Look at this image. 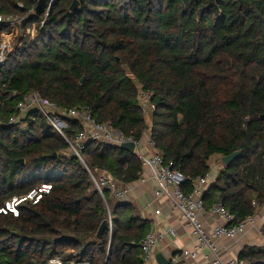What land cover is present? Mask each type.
I'll use <instances>...</instances> for the list:
<instances>
[{
    "label": "trees",
    "instance_id": "16d2710c",
    "mask_svg": "<svg viewBox=\"0 0 264 264\" xmlns=\"http://www.w3.org/2000/svg\"><path fill=\"white\" fill-rule=\"evenodd\" d=\"M40 1L0 0V14L28 15L24 32L37 29L0 69V210L51 186L18 216L0 213V264H144L140 243L152 231L133 205L112 202V238L107 229L97 239L105 204L81 163L63 154L67 143L36 112L10 124L30 92L89 107L137 142L147 127L139 95L150 92L151 142L191 181L210 174L212 157L242 151L209 187L206 208L222 203L241 222L264 207V0ZM68 123L69 137L84 129ZM85 154L125 184L140 178L135 153L91 142ZM238 259L264 264V247L246 246Z\"/></svg>",
    "mask_w": 264,
    "mask_h": 264
},
{
    "label": "built area",
    "instance_id": "2783aa9c",
    "mask_svg": "<svg viewBox=\"0 0 264 264\" xmlns=\"http://www.w3.org/2000/svg\"><path fill=\"white\" fill-rule=\"evenodd\" d=\"M53 1L51 0V4ZM27 17L28 15L21 17L0 14V69L6 65L10 54L22 46L21 42L17 43L18 36L24 32L22 26ZM43 25L44 22H42ZM32 34L36 37V27L32 30ZM34 36L32 40L35 39ZM151 98L152 94L150 92H140L139 101L143 113L156 110V107L151 103ZM16 110L17 114L10 120V124L22 123L31 113L36 112L44 118L51 131L67 143V152L85 168L94 189L99 193L106 209L109 211L107 221L110 240L114 232V224L109 200L113 199L115 202L126 203L135 183L145 185L150 182L154 184L152 187L154 204L159 203L169 207L170 212L178 216L180 223L191 232L195 240L192 248L171 255L168 258V264H196L201 256L204 259L203 264H245L244 261L238 258L225 260L222 257L224 241L239 240L252 231L258 236H264V224L262 226L258 225L256 215L237 222L235 215L230 213L222 203H214L209 209L206 208L204 196L212 183L209 175L191 181L176 168L174 162L167 161L157 152H143L140 148L141 142L135 141L133 137L125 136L110 123L95 121L89 107L69 108L60 106L54 101L43 98L37 92H30L18 103ZM69 120L78 121L84 128L83 131L69 137ZM91 142L104 143L118 148L124 143L134 142L136 146L135 154L138 156L142 167L139 180L132 184H125L105 171L92 169L85 154ZM150 144L153 146L152 142ZM189 180L191 181L192 192L187 195L183 186ZM50 190L51 186L44 185L26 197L14 198L6 204L5 209L0 210V213L13 212L15 216H18V206L20 204L28 200L37 203L41 200L42 194H48ZM151 206L152 203L148 204L146 209L148 210ZM206 212L212 218L219 220L221 224L214 227L206 225L203 221V214ZM161 213L162 206H158V209L154 210V214L159 216ZM168 236L178 237L174 227L169 229L157 228L145 236L140 243L144 264L156 263L157 249ZM107 251L109 252V247ZM48 264H91V262L62 260L56 257L50 259Z\"/></svg>",
    "mask_w": 264,
    "mask_h": 264
},
{
    "label": "crops",
    "instance_id": "0c3cea01",
    "mask_svg": "<svg viewBox=\"0 0 264 264\" xmlns=\"http://www.w3.org/2000/svg\"><path fill=\"white\" fill-rule=\"evenodd\" d=\"M216 157V156H214ZM221 159V158H219ZM222 160V159H221ZM211 167V172L209 174L210 181L213 183L217 175L221 170L216 167ZM211 183V184H212ZM154 184L152 182L147 183L145 185H140L135 183L133 185V190L131 191V195L129 197L128 202L126 203H119L118 201H113L116 204H131L133 205L139 212V215L151 222V230L161 228V229H169L174 227L178 233L177 238H173L168 236L165 242L158 247L157 253H162L167 259L174 255L175 253L181 252L187 248H192L195 244V240L191 235V232L185 228L179 221L178 216L172 214L170 212L169 207L164 206L163 204H154L153 202V194H152V187ZM211 200L208 199L207 202ZM152 206L147 210L146 207L148 204ZM158 206H162V213L159 216H155L154 210L158 209ZM210 207H208L209 209ZM258 219V225L262 226L264 224V207H262L258 213L256 214ZM203 221L209 227H214L216 225L221 224L219 220L212 218L208 212L203 214ZM264 244V236H258L253 231L246 234L245 237L240 238L236 241L225 240L223 243V252L222 257L225 260L236 259L238 258L240 252L246 246H258ZM203 256H201L196 264H203ZM156 261V260H155ZM157 264V263H155Z\"/></svg>",
    "mask_w": 264,
    "mask_h": 264
},
{
    "label": "rangeland",
    "instance_id": "374dc122",
    "mask_svg": "<svg viewBox=\"0 0 264 264\" xmlns=\"http://www.w3.org/2000/svg\"><path fill=\"white\" fill-rule=\"evenodd\" d=\"M34 27L35 26H32L31 28L29 27L27 30H25V32L20 33L19 36H18V39L20 37L21 38H25L26 37V39L28 41H32L33 36H34V34H32V30L34 29ZM17 43H19V42H17ZM153 114H154V112L144 113L145 118H146L147 127H146V130H145V133H144V138L141 141L140 148H141V150L143 152H147V153H152V152L155 153V152H157V153H160L158 150L155 149L154 145L152 146L150 144V142H151V133H152L151 130H152V126H153V122H152ZM26 119H27V117H26ZM63 154L70 155L67 151H65ZM219 158H220L219 156L212 157L211 160L209 161V164L212 167H216V168H219L221 170V169H224L225 166L223 165L222 160L219 159ZM221 171H223V170H221ZM112 202H113V199L109 200V202H108L109 205H110V211H111V213H112V210H111L112 209L111 208ZM105 210H106V214H107V217H108L109 216V211H108V209H105ZM256 247H264V244L263 245H258Z\"/></svg>",
    "mask_w": 264,
    "mask_h": 264
},
{
    "label": "water",
    "instance_id": "95a60500",
    "mask_svg": "<svg viewBox=\"0 0 264 264\" xmlns=\"http://www.w3.org/2000/svg\"><path fill=\"white\" fill-rule=\"evenodd\" d=\"M48 0H41L40 3H39V8L42 7L43 5H45L47 3ZM79 6V2L78 1H75L73 6H72V9L76 10ZM27 23V19L24 20L23 22V26L24 27ZM85 82V79L82 80V83ZM180 122L181 124L183 123V117H180ZM120 149L122 150H125L127 152H130V153H135V149H136V146H135V143L134 142H127V143H124L120 146ZM242 155V151H237L235 153H233L232 155H229V156H225L222 158V163L223 165L225 166V168L229 167L236 159H238L240 156ZM56 157V155H54ZM22 164H24V161H21ZM108 229V221L105 220L103 222V224L101 225L100 227V230L97 234V239H101L104 232ZM104 251V249H102ZM155 260H156V263L157 264H168L169 263V259H167L162 253H157L155 255Z\"/></svg>",
    "mask_w": 264,
    "mask_h": 264
}]
</instances>
